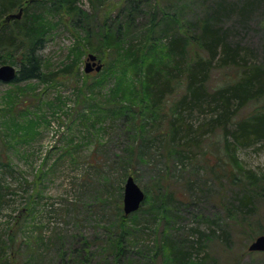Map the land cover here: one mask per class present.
Masks as SVG:
<instances>
[{
  "label": "rangeland",
  "instance_id": "obj_1",
  "mask_svg": "<svg viewBox=\"0 0 264 264\" xmlns=\"http://www.w3.org/2000/svg\"><path fill=\"white\" fill-rule=\"evenodd\" d=\"M126 1L103 0L99 5L95 0H81L79 8L84 14L69 16L66 12L39 11L45 5L38 0L26 13L28 21L40 19L37 25L44 35L39 55L49 81L0 84V151L4 146L0 161V244L8 249L7 257H17L16 263L11 258L7 261L115 264L118 259L120 264H172L175 250L182 248L193 252L190 264H197L201 258H206L204 264H264V252L248 250L264 234V195L256 197L254 207L236 208L238 189L217 175L223 168L217 160H225L222 131L206 138L207 150L193 166L187 161L183 165L168 160L162 154L165 143L160 135L167 122H155V128L148 126L140 136L131 128L130 121L136 115L143 125L157 121L158 114H139L136 110L135 115L131 111L145 106V96L133 93L138 85L142 89L133 75L127 48L121 46V56L117 55L118 63L112 70L106 63L111 50L104 57L85 50L87 32L102 28V18H109L107 23L111 24ZM249 1H253V9L246 16L240 8ZM188 2L162 3L183 16L181 26L217 7L216 18L224 31H230V40L241 43L249 63L264 64V0ZM106 5L113 10L108 12ZM100 9L106 10L105 16ZM148 12L145 8L146 17ZM145 21L139 18L137 24ZM96 41L98 38L92 43ZM90 53L103 64L100 72L85 73ZM16 61L3 57L0 65L11 64L18 69ZM224 71H214V84L225 82ZM107 101L116 103L109 107ZM104 105L125 115L110 112L105 121ZM254 108L251 103L238 117L248 116ZM183 114L195 127L214 117L212 108L183 110ZM116 117L120 118L113 120ZM127 151L133 155L130 163H125ZM237 158L242 169L235 173L239 185L248 188V174L264 173V144L239 148ZM128 176L134 177L147 200L137 213L123 218L121 230L118 215L123 212ZM263 185L260 182V188ZM166 194L172 197L164 201ZM230 202L240 216L229 217L234 212L228 211ZM119 237L120 248L125 247L122 256L108 247ZM3 253L0 249V257Z\"/></svg>",
  "mask_w": 264,
  "mask_h": 264
},
{
  "label": "trees",
  "instance_id": "obj_2",
  "mask_svg": "<svg viewBox=\"0 0 264 264\" xmlns=\"http://www.w3.org/2000/svg\"><path fill=\"white\" fill-rule=\"evenodd\" d=\"M43 1L45 11L66 12L69 16H74L76 13L84 14L79 8V0ZM36 2L31 4L29 0H0V50L5 48L6 52L13 53V55L4 53L6 57L18 59L15 63L18 64L19 70L13 83L32 80L49 81L46 80L47 75L43 72L41 56L37 53V50L42 48L39 45L44 35L42 28L37 25L40 19L35 17L28 21L26 17L28 9ZM95 2L102 5L103 0H95ZM162 2L163 0H127L126 3L124 2L125 7L120 9L111 24H108L109 18H102L104 26L107 27L98 28L97 32H87L83 38L88 45L85 46V50L88 48L94 53L98 52L102 57L111 50L113 54L107 57L106 63L112 70L116 69L118 63L117 55L121 56L119 53L121 46L127 48L133 75L136 76L137 83L142 89L140 91L138 85L137 91L132 92L136 96L138 93L145 96V99L142 98L145 106L131 111L135 115L136 110L140 111L139 114L142 111L158 114L157 121L143 125L136 115L130 121L131 128L140 136L146 132L148 126L155 128L157 122L162 120L167 122L166 126L163 125L160 135L165 143L162 154L168 160L172 158L183 165L187 161L193 166L207 150L206 138L221 130L225 160L221 158L217 160L224 168L217 175L222 181L238 189L236 208L254 207L256 197L260 194L264 195V185L260 188V182L264 183V173L248 174L246 181L248 188L239 185L241 181L235 173L242 170L238 165L237 150L257 142L264 144V64L249 63L246 58L248 53L241 50V43L230 40V31L228 29L224 31V25L216 18L217 7L199 16L195 22L181 26L179 23L180 20H184L183 16L178 14L177 10L169 11ZM184 2L190 3L188 0ZM223 5L226 4H220L219 7ZM106 7L108 12L113 10V7L107 5ZM241 7L240 9L247 16L253 9V1L245 2ZM145 8L149 10V17L145 16ZM17 9L18 11L24 9L22 18L13 19L10 24L5 22L4 18ZM106 10L99 11L105 16ZM139 18L146 19L145 23L137 24ZM97 38L98 41L92 43ZM219 70H225L223 75L226 79L222 85L214 84L212 79L214 71ZM111 103L116 102L107 101L105 104L110 107ZM146 103L149 105L147 110ZM251 103L255 104L254 111L246 117L239 118L240 111ZM106 105L103 108L107 111L109 107ZM207 108H212L214 111V117L210 122L200 123L195 127L187 122V116L184 118L183 110L189 112ZM112 109L115 113L125 115L122 110H115L114 107ZM2 133L0 130V141ZM207 146L209 147V144ZM126 156L128 160L125 163L133 161L132 152L127 151ZM215 169V166L212 167L213 172ZM171 197L172 194L164 195V201ZM146 200L147 196L144 202ZM229 204L231 208L228 211L234 210L231 202ZM236 215L239 213L234 210L229 217L236 218ZM118 216L121 229L122 220H126L123 218H128L129 215H125L123 211ZM214 233L216 234V231L212 230V234ZM228 237L226 233V239ZM9 240L15 243L14 238ZM120 242L119 237L110 243V246L108 244L110 251L117 256H122L125 252V247L120 248ZM170 248L175 250L171 246ZM0 249L4 251L3 256L0 257V264H9L7 259L11 257H7L8 249L5 248L4 243L0 244ZM192 249L200 252L195 248ZM175 252L172 264H190V256L193 252L190 253L182 248ZM15 256L11 258L14 263L17 261ZM205 259L201 258L197 264H204ZM114 263L120 264L118 259Z\"/></svg>",
  "mask_w": 264,
  "mask_h": 264
},
{
  "label": "water",
  "instance_id": "obj_3",
  "mask_svg": "<svg viewBox=\"0 0 264 264\" xmlns=\"http://www.w3.org/2000/svg\"><path fill=\"white\" fill-rule=\"evenodd\" d=\"M34 1V0H29ZM23 10L21 9L18 14H10L5 18V22H10L13 19L21 18ZM102 65L97 64V56L95 54H89L85 73L89 74L92 71H100ZM17 75L16 69L11 65L0 66V82L9 83L12 82ZM145 200V193L141 187L135 182L133 176H129L124 186L123 196V209L126 215H129L137 211ZM250 252H264V235L258 236L249 246Z\"/></svg>",
  "mask_w": 264,
  "mask_h": 264
},
{
  "label": "bare ground",
  "instance_id": "obj_4",
  "mask_svg": "<svg viewBox=\"0 0 264 264\" xmlns=\"http://www.w3.org/2000/svg\"><path fill=\"white\" fill-rule=\"evenodd\" d=\"M35 2H36V1H29V3H31V4H33V3H35ZM80 2H81V0L78 1V5L80 4ZM43 9H45V7H43V6H41V7L38 8L39 11H44ZM8 15H9V14H8ZM9 24H10V23H9ZM7 31H8V30H7ZM42 45H43V38L41 39V42H40V45H39V46L42 47ZM42 48H43V47H42ZM42 48H41V49H42ZM41 49H38V50H37V53H38V54H39V52L41 51ZM4 53L9 54V55H10V54L13 55V53L6 52L5 48H2V49L0 50V57H1V58L6 57V56H5L6 54H4ZM6 65H11V64H6ZM11 66H13V67L16 69L17 73H18L19 68L17 69L14 65H11ZM43 71H44V70H43ZM14 80H15V79H14ZM104 110H105V109H104ZM105 111H106V110H105ZM110 112L115 113L114 110H112V108H111L110 111L107 110V111H106V114H105L106 117H105V119H104L105 121L110 117V115H109ZM114 119H115V118H113V120H114ZM101 121H103V119H101Z\"/></svg>",
  "mask_w": 264,
  "mask_h": 264
}]
</instances>
